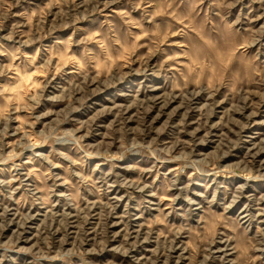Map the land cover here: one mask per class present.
Wrapping results in <instances>:
<instances>
[{
  "label": "rangeland",
  "instance_id": "374dc122",
  "mask_svg": "<svg viewBox=\"0 0 264 264\" xmlns=\"http://www.w3.org/2000/svg\"><path fill=\"white\" fill-rule=\"evenodd\" d=\"M0 264H264V0H0Z\"/></svg>",
  "mask_w": 264,
  "mask_h": 264
}]
</instances>
